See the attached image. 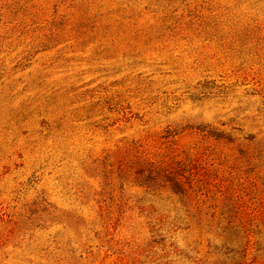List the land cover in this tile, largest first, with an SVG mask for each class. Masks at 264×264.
Instances as JSON below:
<instances>
[{
	"label": "rangeland",
	"instance_id": "rangeland-1",
	"mask_svg": "<svg viewBox=\"0 0 264 264\" xmlns=\"http://www.w3.org/2000/svg\"><path fill=\"white\" fill-rule=\"evenodd\" d=\"M0 264H264V0H0Z\"/></svg>",
	"mask_w": 264,
	"mask_h": 264
}]
</instances>
